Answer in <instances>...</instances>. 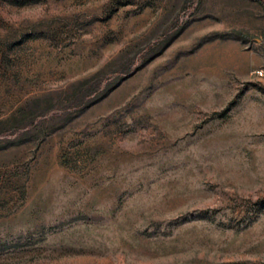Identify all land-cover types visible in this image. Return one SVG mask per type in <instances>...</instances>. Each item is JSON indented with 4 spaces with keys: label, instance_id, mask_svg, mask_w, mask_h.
I'll list each match as a JSON object with an SVG mask.
<instances>
[{
    "label": "rangeland",
    "instance_id": "374dc122",
    "mask_svg": "<svg viewBox=\"0 0 264 264\" xmlns=\"http://www.w3.org/2000/svg\"><path fill=\"white\" fill-rule=\"evenodd\" d=\"M0 264H264V0H0Z\"/></svg>",
    "mask_w": 264,
    "mask_h": 264
},
{
    "label": "trees",
    "instance_id": "16d2710c",
    "mask_svg": "<svg viewBox=\"0 0 264 264\" xmlns=\"http://www.w3.org/2000/svg\"><path fill=\"white\" fill-rule=\"evenodd\" d=\"M71 99H72V100L76 99V96L72 97ZM23 110H24V108H22V109L20 110V112H22ZM34 120H35V118L32 119V121L30 122L31 125L35 123ZM30 124L21 125V126H22L21 128H26L27 125H30Z\"/></svg>",
    "mask_w": 264,
    "mask_h": 264
}]
</instances>
